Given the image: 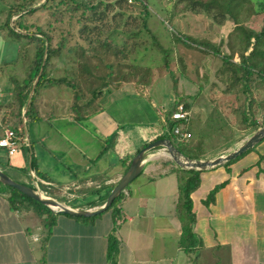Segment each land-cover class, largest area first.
I'll list each match as a JSON object with an SVG mask.
<instances>
[{
	"label": "crops",
	"instance_id": "0c3cea01",
	"mask_svg": "<svg viewBox=\"0 0 264 264\" xmlns=\"http://www.w3.org/2000/svg\"><path fill=\"white\" fill-rule=\"evenodd\" d=\"M18 59L17 54L19 63L22 59ZM1 70L0 137L4 130L19 129L27 147L11 157L0 149V170L12 181L72 210L100 207L134 154L165 133L164 105L155 106L146 89L125 80L113 82L93 103L95 111L81 122L72 119L67 96H61L57 88L37 90L39 121H33L35 114L24 118L30 98L20 111L14 109L12 78V85L4 86ZM184 77L190 80L188 74ZM171 103L169 99L168 106ZM187 112L184 127L188 132ZM49 117L65 119L78 136H68L55 124L41 133L33 127L25 136L21 123L38 124ZM254 131L228 140L201 160L225 156ZM31 157L34 171L26 168ZM179 169L160 149L148 152L138 175L142 182L128 185L117 204L118 219L110 211L78 220L50 210L56 216L47 236L42 224L45 216L38 217L30 208L12 210L7 190L0 187V264H111L107 257L110 236L116 240L114 264H264V139L233 160L199 172L198 186L190 194L196 244L187 250L181 246L175 216Z\"/></svg>",
	"mask_w": 264,
	"mask_h": 264
},
{
	"label": "rangeland",
	"instance_id": "374dc122",
	"mask_svg": "<svg viewBox=\"0 0 264 264\" xmlns=\"http://www.w3.org/2000/svg\"><path fill=\"white\" fill-rule=\"evenodd\" d=\"M45 1L0 0V68L4 86H11L14 80L19 79L34 52V43L27 44L25 41L9 39L4 24L6 17L9 13L35 8L36 11L26 15L24 20L44 29L49 34L53 47L60 43L63 37L69 39L67 47L71 52L68 53L67 49L60 50L59 56L50 59L46 68V75L53 83L40 87L60 89L61 96H67L69 106L73 102L72 91L64 83L55 82L61 79L74 81L83 96L90 98L87 95L89 90L96 88L99 82L87 78L80 66L85 64L87 71L99 77L108 73L106 66L109 64L113 65L109 81H130L131 85L146 89L144 93L155 106L164 105V120V114H167L175 101L182 106L186 105L190 113V138L178 143L194 146L201 140L203 154L219 151L228 140L232 141L236 136L248 131L249 128L241 124L245 115L259 124L264 123V81H259L251 74L245 82L233 83L231 75L221 74L219 71L222 57H228L231 63L238 62L241 34L234 29L230 20L226 19L218 24L220 19L215 16V11L211 12V16L194 14L184 10L182 3L176 4V0H145L142 2L145 10L134 0H125V5H117L118 0H92L93 6L101 2L102 6L98 7L100 11H103L105 5L110 6L108 12L105 11L107 19L103 24L106 32H109L108 48L93 43L90 50L85 47L84 54H79V49L74 46L77 40L75 32L79 27L75 18L82 9L79 8L80 10L70 15L65 12L64 4H58V0H54L46 9H41L40 6ZM74 1L85 3L88 0ZM258 6L253 3V9ZM251 10L250 5L243 9L239 15V25L257 31L264 14L253 15ZM16 17H10V26ZM67 31L70 32L69 35ZM91 37L94 38L95 35ZM103 37L104 35H101L98 39L102 41ZM200 43H207L216 48L217 55L212 53L213 48H204ZM17 54L18 60L22 59L19 63L15 61ZM4 63L5 65H2ZM123 74L125 78H122ZM186 74L190 80L184 77ZM169 99L172 103L168 106ZM49 124L57 125L60 131H68L70 137L78 136L74 125L68 124L61 117H49L38 124L24 121L21 126L27 136L31 134L33 127L38 130L37 133L48 131ZM198 134L200 136H197ZM181 174L177 178L178 183L186 176ZM141 182L142 177L137 176L129 186H137ZM155 186H159V183ZM44 188L39 186L40 190Z\"/></svg>",
	"mask_w": 264,
	"mask_h": 264
},
{
	"label": "trees",
	"instance_id": "16d2710c",
	"mask_svg": "<svg viewBox=\"0 0 264 264\" xmlns=\"http://www.w3.org/2000/svg\"><path fill=\"white\" fill-rule=\"evenodd\" d=\"M92 0H88L85 3L77 2L74 0H58L59 5H63L66 7L65 12L70 15L76 13L79 8L80 10L78 16L75 18V22L79 25L75 32V36L77 40L75 41V45L79 49V54L84 52L85 47L90 50L93 43H99L105 49L108 48V36L109 32H106V27L103 25L105 20L107 19V12L110 8L109 5H105L103 11L98 10L99 6H102L101 2H98L94 6L91 5ZM134 2H138L141 5L142 9L145 10V5H142V2L145 0H134ZM50 3H54V0H46L44 4L40 6L41 9H46L49 7ZM141 3V4H140ZM176 4L182 3L183 8L186 11L192 12L194 14L203 13L205 15L211 16V12L215 11V16L217 19H220V24L222 21L230 20L234 24V29L241 34V48L239 53V60L237 63L229 62L228 57L221 58L220 73L221 74H229L233 79V83L235 81L245 82L247 77L249 78L251 74H254L259 81H264V16L261 20V26L257 31H253L250 29H246L240 27L239 25V15L243 12V9L246 8L247 5L252 7V14L259 15L264 14V0H176ZM253 3H257L259 6L257 9H253ZM117 5L124 4L125 0H118L116 2ZM72 5V6H71ZM248 8V7H247ZM107 10V12H105ZM36 9L32 8L27 11H16L13 14H8L5 20V27L7 28V36L10 40L25 41L27 44L34 43V52L31 60L26 65V69L23 74V79L14 80L12 86V105H14V109L20 111V109L25 105L27 95L31 89V85L33 84L39 69L41 68L40 74L38 76L37 82L34 86L32 95L30 96V100L25 108L23 117L30 118L36 115V107H35V97L37 94V90L42 87L44 84L53 83L48 79L46 75V68L50 62V59L58 57L59 52L62 49H67V52L70 53L71 49L68 46V38L63 37L60 43H57L54 47L51 45L52 40L48 36L49 34L44 31L41 27L30 24L26 22L24 17L26 15H31L35 12ZM17 16L16 19L12 22V26H10L9 19L11 16ZM69 15V16H70ZM214 16V17H215ZM71 17V16H70ZM69 17V18H70ZM114 17L112 16V19ZM33 29V30H31ZM69 31L67 34L69 35ZM105 33L106 36H105ZM95 35L92 38V35ZM104 35V39L100 41L98 38ZM71 37V36H68ZM68 39V40H67ZM80 40V41H79ZM191 41L190 39H188ZM204 48H213L207 43H200ZM157 46V45H156ZM158 47V46H157ZM212 53L217 55L218 51L216 48H213ZM118 52V51H116ZM84 54V53H83ZM115 56H113L114 58ZM231 57V56H230ZM113 65L107 64L106 68H108V73L104 76H94L90 71H87L88 67L84 64L80 66V69L84 71L87 75V78L93 79L96 82H99V85L95 88L92 87L89 90L90 98H85L81 93L79 86L74 81H67L64 79L58 80L56 83H64L68 88L72 91V99L73 102L69 106V111L71 113V117L75 122H81L85 118L88 117L95 110H92L93 103L99 99L109 87L113 86V83L109 81L110 73ZM110 69V70H109ZM219 69V68H218ZM236 74H239L237 76ZM236 75V76H235ZM246 87V86H245ZM245 90V89H244ZM243 90V91H244ZM245 92V91H244ZM86 95V94H85ZM178 105V101H175L171 105V109L164 114L165 118V133L163 135L158 136L155 140L166 139L170 141V143L176 148V150L180 153L181 156L189 159V160H201L204 159L203 151H202V143L201 140H198L194 146L187 143H178L174 142V138L171 135V129L174 126V122L170 120V114L174 111L175 107ZM185 110H187V106H183ZM20 113L17 112V115ZM33 117V121H39L38 117ZM241 124L245 125L249 129L256 130L259 127V123L255 120L246 118V115L242 118ZM176 125V124H175ZM16 131V129H13ZM22 133H20L21 135ZM174 140V141H173ZM143 145L141 148H143ZM140 148V149H141ZM139 149V150H140ZM156 149H153L154 151ZM28 152V149H26ZM138 152V151H137ZM136 152V153H137ZM135 153V154H136ZM29 170H35V164L32 160V157L29 159ZM130 163V162H129ZM129 163L126 165L128 167ZM22 171L28 173V169L24 168ZM181 173H184L186 176L182 179L178 184L177 190V202L175 205V216L179 222L180 230H181V238L180 243L182 248L187 250L188 246L196 244L194 241V236L191 231V226L193 223V215L191 212V201L190 194L192 191L198 186V174L200 171L195 170H181ZM0 187L4 188L8 192L7 201L12 210L18 209H32L34 213L39 216H45L42 224L44 226L46 236L49 234L50 228L54 224V217L56 214L51 212L46 207L41 204L27 198L21 193L17 192L13 188L5 187L0 184ZM123 197L121 193L117 196L111 203L108 209L104 212L110 211L113 215V218H119V211L116 208L118 202ZM104 202H101L99 206H101ZM103 212V213H104ZM78 220H90L93 217L83 218V217H73ZM41 249H44L45 238L42 240ZM116 251V240L110 236L108 238V249H107V257L111 264H114V254Z\"/></svg>",
	"mask_w": 264,
	"mask_h": 264
},
{
	"label": "water",
	"instance_id": "95a60500",
	"mask_svg": "<svg viewBox=\"0 0 264 264\" xmlns=\"http://www.w3.org/2000/svg\"><path fill=\"white\" fill-rule=\"evenodd\" d=\"M41 68L32 84L30 95L28 99L32 95L34 86L37 82L38 76L40 74ZM264 139V126L256 129L249 138H247L238 148L233 150L232 152L226 154L225 156L215 158L213 160H189L180 155V153L176 150V148L170 143V141L166 139H159L149 144L145 145L143 148L138 150L136 154L130 160V163L124 173L117 180L116 184L107 194L104 203L94 210H72L66 206H63L54 200L42 196L37 190L29 188L25 185L16 183L12 181L4 172L0 170V184L5 187L13 188L17 192L26 196L27 198L41 204L47 209L61 215L73 216V217H83L89 218L94 217L103 213L106 209L109 208L112 201L119 196L125 188L140 174L143 161L147 156V153L152 151L153 149H160L163 154L177 167L183 170H195L201 171L208 168L215 167L222 163L233 160L238 157L248 149H250L254 144L258 143Z\"/></svg>",
	"mask_w": 264,
	"mask_h": 264
},
{
	"label": "built area",
	"instance_id": "2783aa9c",
	"mask_svg": "<svg viewBox=\"0 0 264 264\" xmlns=\"http://www.w3.org/2000/svg\"><path fill=\"white\" fill-rule=\"evenodd\" d=\"M187 119L188 112L181 104H178L170 114V120L176 124H174L171 129V135L177 142H183L190 138V134L184 127ZM20 133L22 132L19 129L16 131L12 129L3 131V134L0 137V149L6 153L7 157L13 156L22 147H27L26 139L24 138L23 133L21 135ZM30 177L33 178L34 175L30 174Z\"/></svg>",
	"mask_w": 264,
	"mask_h": 264
}]
</instances>
